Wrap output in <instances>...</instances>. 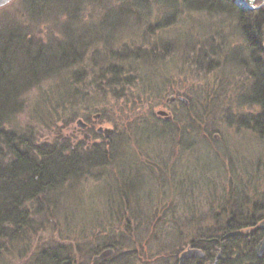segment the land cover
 Segmentation results:
<instances>
[{
    "label": "rangeland",
    "instance_id": "1",
    "mask_svg": "<svg viewBox=\"0 0 264 264\" xmlns=\"http://www.w3.org/2000/svg\"><path fill=\"white\" fill-rule=\"evenodd\" d=\"M235 3L244 6L242 0ZM119 4L11 0L0 6V24L8 32L69 42L72 53L77 50L74 56L82 58L25 89L15 126L39 141L59 144L66 138L72 145L105 142L96 128H111L113 148L106 154H115L112 164L42 197L62 199L61 211L37 215V221L44 220L42 228L24 242L5 243L0 264H51L42 262V252H55L70 264H102L114 253L100 259L111 238L126 241L128 248L118 251L133 256L129 264H175L199 225L227 218L222 209L233 204L234 189L243 188L247 173L260 191L264 188V138L226 117L228 111H251L235 109L234 97L226 93L232 88L227 80L242 81L244 71L232 63L214 68L234 45L246 57L239 35L230 37L232 28L217 26L223 16L181 12L173 25L161 28L157 21L167 14L161 7L124 14ZM260 4L255 0L247 6ZM217 30L223 36L212 39ZM225 42L220 54H211L212 46L215 50ZM172 96L185 97L188 104ZM191 103L197 127L180 139L172 134L178 126L172 119L190 114ZM160 109L171 117H158ZM77 119L94 123L95 129L78 128Z\"/></svg>",
    "mask_w": 264,
    "mask_h": 264
},
{
    "label": "trees",
    "instance_id": "2",
    "mask_svg": "<svg viewBox=\"0 0 264 264\" xmlns=\"http://www.w3.org/2000/svg\"><path fill=\"white\" fill-rule=\"evenodd\" d=\"M235 1L118 0V9L124 14H131V8L138 11L139 8L147 9L149 5L159 6L167 12L162 20L157 21V27L161 28L173 25L175 22L172 18L181 15V12L223 16L217 26L232 28L229 36L233 33L234 38L239 35L247 52L246 57L242 58L241 51H238L239 44L229 47L225 51L224 62L215 60L214 68L232 63L231 66L236 70L241 68L244 71L242 81H234L235 77L227 80L232 88L226 93L228 97L229 93L234 97L230 103L235 109L251 108L246 113L239 110L228 111L226 117L229 118L228 121L264 138V4L248 10L239 8ZM5 29L7 28L0 24V249L8 242H24L28 234L39 231L44 220L37 221V215H44L47 211H61L62 199L53 198L45 202L40 201L42 197L63 190L75 179L90 174L92 169L112 164L115 158L114 153L106 154L107 150L113 148L112 140L108 145L104 141L91 145L83 142L72 145L66 138L59 144L55 141L51 143L39 141L30 132L15 126L16 116L25 106V89L60 75L82 58L74 56L77 50L72 53L69 42H53L48 37H36L34 33L28 37V33H23L22 30L18 34L14 30L8 32ZM215 33L212 39L223 36L220 30ZM77 40H80V45L85 44L81 38ZM226 44L216 45L215 50L212 46L211 54H216L217 51L220 54V49ZM189 106L192 109L190 114L172 119L178 125V130L172 134L177 133L180 139L191 135L197 127L194 125L196 112L193 104ZM198 119L201 120L199 115ZM252 170L255 178L258 174V162ZM247 176L246 180L241 181L243 188L234 189L233 204L222 209L224 214L227 213V218L221 224L220 221H214V226L202 224L196 228V236L189 241L187 247L201 249L204 256L190 257L185 264H264V255L257 257L255 250L257 243L264 238V226L259 225L264 219V188L260 191L251 182L253 177L250 172ZM120 240L111 238L103 246L110 247L105 254L114 253L110 260L100 257L102 264L131 262L132 255L129 257L127 253L118 251L128 248L122 242L125 240ZM40 254L42 262L70 264L69 258H61L55 252Z\"/></svg>",
    "mask_w": 264,
    "mask_h": 264
},
{
    "label": "water",
    "instance_id": "3",
    "mask_svg": "<svg viewBox=\"0 0 264 264\" xmlns=\"http://www.w3.org/2000/svg\"><path fill=\"white\" fill-rule=\"evenodd\" d=\"M11 0H0V6L1 5H5L6 3L10 2ZM248 3H253L255 0H247ZM262 2H264V0H261ZM160 114H162V112H160ZM86 123L82 120V119H77L76 120V126L78 128H85L86 127ZM96 131L98 133H103L105 139H107L106 143H109V137L110 135L113 133V129L111 128H102L99 127L96 129ZM87 137V136H86ZM260 225L263 226L264 225V220L262 222H260ZM204 255V252L199 249V248H191L188 247L186 248L184 251H182L179 256H178V264H184L185 260L189 257H202ZM256 255L258 257H261L262 255H264V240H262L259 244H257L256 246ZM100 256H106L105 253L101 254Z\"/></svg>",
    "mask_w": 264,
    "mask_h": 264
},
{
    "label": "flooded vegetation",
    "instance_id": "4",
    "mask_svg": "<svg viewBox=\"0 0 264 264\" xmlns=\"http://www.w3.org/2000/svg\"><path fill=\"white\" fill-rule=\"evenodd\" d=\"M176 97V96H175ZM177 99H178V102L180 103V104H183V106H185V105H187L188 104V100L187 99H185V100H182V97L181 96H177L176 97ZM173 100V99H172ZM160 112H162V114H160ZM156 115L158 116V117H163V118H168V117H171V114H170V112L169 111H164V110H158L157 112H156ZM169 119V118H168ZM95 127V124L94 123H87V126L85 127V130H93V129H95L94 128ZM84 130V129H83ZM151 155V154H150ZM152 156V155H151ZM155 161V160H154Z\"/></svg>",
    "mask_w": 264,
    "mask_h": 264
},
{
    "label": "bare ground",
    "instance_id": "5",
    "mask_svg": "<svg viewBox=\"0 0 264 264\" xmlns=\"http://www.w3.org/2000/svg\"><path fill=\"white\" fill-rule=\"evenodd\" d=\"M242 1H243L244 6L242 4H239V3L236 4L239 8H244V9H248V10L251 9L250 7L247 6L249 4L247 0H242ZM172 98L175 99L176 97L172 96ZM185 99H186L185 97H182V100H185ZM176 130H178V129L176 128ZM175 136H178V134L175 133Z\"/></svg>",
    "mask_w": 264,
    "mask_h": 264
}]
</instances>
